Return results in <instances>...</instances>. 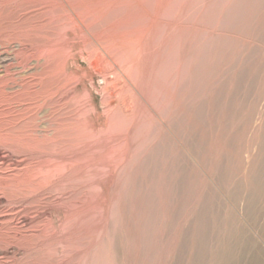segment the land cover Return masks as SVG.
Masks as SVG:
<instances>
[{"label":"rangeland","instance_id":"374dc122","mask_svg":"<svg viewBox=\"0 0 264 264\" xmlns=\"http://www.w3.org/2000/svg\"><path fill=\"white\" fill-rule=\"evenodd\" d=\"M0 264H264V0H0Z\"/></svg>","mask_w":264,"mask_h":264}]
</instances>
